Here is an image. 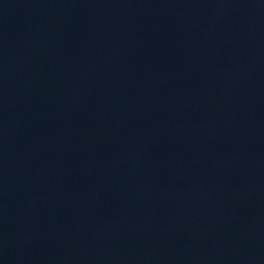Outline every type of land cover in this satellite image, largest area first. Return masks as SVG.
<instances>
[{
	"label": "water",
	"instance_id": "95a60500",
	"mask_svg": "<svg viewBox=\"0 0 264 264\" xmlns=\"http://www.w3.org/2000/svg\"><path fill=\"white\" fill-rule=\"evenodd\" d=\"M0 264H264V0H0Z\"/></svg>",
	"mask_w": 264,
	"mask_h": 264
}]
</instances>
